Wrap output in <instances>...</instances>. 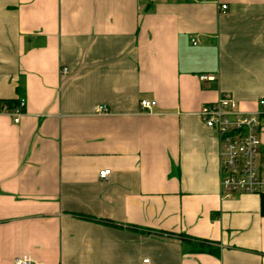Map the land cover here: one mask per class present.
<instances>
[{
    "label": "crops",
    "instance_id": "1",
    "mask_svg": "<svg viewBox=\"0 0 264 264\" xmlns=\"http://www.w3.org/2000/svg\"><path fill=\"white\" fill-rule=\"evenodd\" d=\"M222 94L262 109L264 0H0V264H264L199 115Z\"/></svg>",
    "mask_w": 264,
    "mask_h": 264
},
{
    "label": "built area",
    "instance_id": "2",
    "mask_svg": "<svg viewBox=\"0 0 264 264\" xmlns=\"http://www.w3.org/2000/svg\"><path fill=\"white\" fill-rule=\"evenodd\" d=\"M158 4H197L208 3L215 0H142ZM220 9L225 12L228 9L222 4ZM194 44H196L194 42ZM63 74L68 69L62 70ZM214 79L203 76L202 81ZM141 108L151 112L158 105L156 101H141ZM260 111L247 113L241 110L240 104L229 94H222L214 103L202 106L199 115L206 127L212 130L218 137L220 144V185L222 194L231 197L234 194H264V151L260 138L264 130V100L259 102ZM21 108H26V100L21 99V106L14 111L15 122L19 123L24 114ZM98 113H107L106 106H99L95 110ZM112 171L106 169L100 172V179L107 180ZM15 264H38L27 258H18ZM143 264H153L150 259H145Z\"/></svg>",
    "mask_w": 264,
    "mask_h": 264
},
{
    "label": "trees",
    "instance_id": "3",
    "mask_svg": "<svg viewBox=\"0 0 264 264\" xmlns=\"http://www.w3.org/2000/svg\"><path fill=\"white\" fill-rule=\"evenodd\" d=\"M0 103H1V105L5 111H8L9 113H14V111L17 110L18 108H20V106H21V98L10 99V100H0ZM25 109L21 108V111L25 113ZM260 196H261V214L264 217V194H262ZM200 250L203 251L205 249H204V247H201ZM210 252H214V251L210 250Z\"/></svg>",
    "mask_w": 264,
    "mask_h": 264
}]
</instances>
